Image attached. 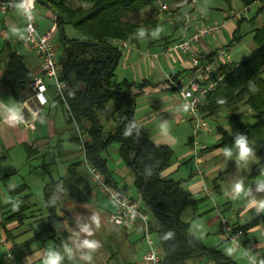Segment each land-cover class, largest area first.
<instances>
[{"label":"trees","instance_id":"obj_1","mask_svg":"<svg viewBox=\"0 0 264 264\" xmlns=\"http://www.w3.org/2000/svg\"><path fill=\"white\" fill-rule=\"evenodd\" d=\"M170 1L36 0L55 16L56 32L60 35L64 51L58 77L66 84V90L64 98L57 97L56 101L66 113L67 127L75 132L74 142L78 146L84 142L85 160L96 167L110 184V172L103 155L110 147L118 145L119 156L133 170L134 186L152 214L153 232L162 249V264H189L199 257H207L216 264H236L222 251L206 247L191 234L190 225L183 221L185 211L193 205L190 193L182 181L162 177L172 163L173 151L168 146L154 144L134 119L138 95L135 90L142 91L145 85L137 86L116 79V70L123 56L118 44L125 42L137 46L142 30L152 29L158 23L157 18L151 17L136 23L126 18L147 8L167 5ZM223 1L230 4V0ZM238 1L245 8L254 4L264 6V0ZM66 26H72L80 37L67 38L64 34ZM253 42L256 48L248 57L237 65L227 63L222 66V80L201 109L207 118L216 115L223 107L232 112L239 132L235 136L224 133L215 148L221 149L224 157L241 162L245 158L240 157L237 141L243 137L250 149L247 156L261 159L252 169L250 179L264 175V24L254 31ZM4 53L3 81L12 97L18 103H24L32 95V74L23 57L11 45H6ZM241 107H247L249 113H240ZM80 164H71L62 178L51 180L44 189L47 199L45 233L54 243V251L49 256L58 254L61 257L59 264H114L117 257L109 245L116 237L111 233V239L105 241L102 236L105 231L120 228L110 223L111 213L107 211L108 224L98 223L97 209L88 204L82 190L86 183L79 172ZM56 189L77 201L78 216L49 202ZM8 193L12 202L9 210L0 215V232L5 234L6 242L12 244V253L9 254L18 260L17 241L26 234L25 224L31 220L28 216L31 195L26 184L9 188ZM261 221H264V214L251 211L248 224L236 229H241L246 235ZM83 222L91 225L87 241L95 242L97 246L107 244L105 261L99 260L98 254L90 249L81 250L84 246L80 244L84 238L81 226L86 225ZM13 224L16 227L9 229Z\"/></svg>","mask_w":264,"mask_h":264},{"label":"crops","instance_id":"obj_2","mask_svg":"<svg viewBox=\"0 0 264 264\" xmlns=\"http://www.w3.org/2000/svg\"><path fill=\"white\" fill-rule=\"evenodd\" d=\"M196 1V6L191 5L189 0H172L166 3L171 10H177L183 13H195V20L188 30V36L204 26H211L222 21H226V25L220 35L202 38L199 43L194 45L193 49L195 51L201 55L209 56L223 45H229V50L232 55L230 64L237 65L255 50L256 46L253 42V38L250 48H245L246 46L243 45L245 42L243 38L246 34H244L243 29L245 28L243 27L248 25L252 27L250 30L253 29V27H257L255 22H257L260 17V13L264 11V6L260 4V7L254 12H251L250 6L247 14L241 15L240 18H233V13H240L245 8L238 0H230V4L221 0L216 5L207 4L206 7L199 5L200 0ZM31 4L35 13L38 3L36 0H31ZM40 6L43 12L41 15L35 14V16L38 21V33L44 34L55 24V16L50 10L42 5ZM160 7L161 6L142 10L147 12L146 18L157 17L158 23L152 29L142 30V38L137 46L129 44L130 48L127 50V56L123 59L121 58L116 70V79L119 82L128 81L137 86L142 84L145 85L142 91L135 90V93L138 95L136 98L134 119L137 125L145 131L154 144L168 146L173 151L172 160L174 162L162 173V177L182 181L183 187L191 195L193 205L190 207L192 209L202 210L204 203L209 202V200L211 201L212 206H214V214L207 219L206 225L208 229L216 227L219 230L218 235L221 237V240L225 241L221 235L219 214L225 215L224 213L228 211L230 213V210H232L234 213L232 222H234L235 227L241 226V222H243V225H246L250 220L251 211L264 214V206H262V204H264V175L259 176L262 178L261 181L257 179L251 181L252 179L250 180L248 176L247 180H249V183L244 185L245 195L242 197L240 196V198L238 197V193L235 192L234 196L231 198L232 201H228L229 206L227 208H222V206L217 204L220 198L217 197L216 200L215 195L220 196V194L226 193L225 190L227 188L234 187L240 182H238L239 180L237 181L236 174L233 170L234 174L230 177L229 174L227 176V173H229L228 169H223V167L228 158L224 157L221 149L215 147L207 149L205 147L196 158L197 155H195L193 151L190 140L192 128L186 110L180 96L171 86V82L174 81L175 78L191 68V61L189 55L182 52L170 56L163 55L167 48L178 43L184 37L185 31L181 27L165 30L164 26H160L162 20L160 18L161 16H158ZM129 16H132V14ZM0 20V53H2L0 63V171L13 169L16 165L18 166L20 161H23L21 162L22 164L28 161L30 158L29 156L38 155L40 158V165L35 166L31 171L41 170V172H45L46 158L51 154V159L55 162H51L50 164L55 174L48 173V176L51 174L49 176L50 179L57 181L65 175L67 168L71 164L80 162L79 172L86 183L82 187V190L88 198V204L97 209L95 215L98 217L97 220L100 221L98 223L100 225H107V217L105 211H102L99 206L100 202L97 194H100V196L104 195L92 183L87 167L82 163V155L78 153V145L73 140L75 132L67 127L66 113L56 101L57 91L56 87H54L55 85L46 82L47 91L44 96L47 100V104L42 108L41 114L36 117L33 112L39 108V105L34 94L32 93L31 97L26 102L18 103L12 97L8 87L4 83L3 70L6 61L4 49L7 44L11 45L12 49L23 57L25 64L32 74V80L42 75V61L24 42L25 21L22 16L21 8H16L8 15H0ZM129 22L136 23L139 21ZM263 24L264 20L258 22L259 27L252 30L253 37L254 31ZM245 31L249 32V29H245ZM154 33H156V35H154ZM57 37L60 39L59 33L55 32L52 42ZM221 43L222 46L220 45ZM141 53H147L151 56L158 55V58H143ZM234 57H237V60H235ZM120 64H122L124 70H126L124 72L131 73L129 74L131 75L130 78H125L123 80L118 79L117 71ZM12 112H15L21 117L19 122H10L9 116ZM221 136V134L217 136L218 140H220ZM110 149L111 147L104 153L103 157L106 160L113 186L124 192H126L125 189H129L130 192L126 193L132 197L138 196L140 192L137 191L134 186L135 174L133 170L120 158L119 147L112 149V151ZM235 160L237 165H240L244 161L239 162L238 159ZM56 162L57 165L55 164ZM186 164H189L191 169V176L187 181L182 178L185 169L189 168L188 166L187 168L183 167V165ZM257 164H255L253 168ZM198 171L201 172L202 176L198 175ZM178 175H180V177ZM211 181L214 183L215 190L216 187L218 189L216 190V194L211 190V198H207L203 194L202 189L204 183L211 186ZM23 184L29 187L30 193V186L27 183ZM14 187L18 186L10 185L7 189ZM50 203L59 206L62 211H71L73 216L79 215V205L77 201L70 199L58 189L50 195ZM9 204L10 203L7 205ZM215 206L217 208H215ZM112 211L113 207L110 203V209L107 212L111 213ZM29 218L33 224H30L31 226L26 230V234L17 241L20 252L17 263L45 264L48 256L54 251V243L48 239L45 233V217L41 218L43 227H39L38 231L40 233L35 230L36 224H38L36 220L37 217L30 216ZM196 218L194 214L186 216L184 213L183 215V221L190 225V232L191 225ZM15 227L16 225L13 224L9 229H14ZM62 227L65 228L63 225ZM111 233L114 234L116 237L115 239H111ZM191 234L197 238L194 230ZM260 236L261 240H259ZM5 238V234L0 232V243L3 244L2 248L6 251V259V255L12 253V244L6 242ZM102 239L105 241L111 239L112 241L109 247L113 248L117 257L114 264H144L143 255L146 251V247L142 239L140 225H134L127 229L126 232L120 229H112L108 232L105 231ZM156 241L158 242L157 236ZM211 243L213 245L212 241ZM234 245L239 249V252L243 254L245 264H248L246 260L247 253H259L262 255L260 264H264V221H261L258 226L247 232L242 247L239 244ZM206 247L210 248L212 246L210 243H207ZM219 248L226 257L236 264L239 263V259L237 258L238 253H234L226 246H220ZM86 249L96 252L99 260H106V252L108 249L106 243L100 244L94 248V250L86 246H83L81 250L85 251ZM189 264L216 263L207 257H199L192 260Z\"/></svg>","mask_w":264,"mask_h":264},{"label":"built area","instance_id":"obj_3","mask_svg":"<svg viewBox=\"0 0 264 264\" xmlns=\"http://www.w3.org/2000/svg\"><path fill=\"white\" fill-rule=\"evenodd\" d=\"M21 2L22 0H0V15L10 14L19 7ZM189 3L196 6L197 1L189 0ZM21 10L25 21L24 42L42 61V75L35 77L30 83V90L39 105V108L34 110L33 113L38 117L42 112V108L47 104L44 96L47 91L46 82L55 85L56 95L61 98H64L66 84L60 81L58 77L60 63L57 62V53L52 42L53 35L56 32V25H52L44 34H39L38 21L32 4L29 3L27 5V12L23 8ZM248 11V8H244L242 12L233 13L232 16L233 18H240L241 15L247 14ZM160 12L165 14L164 21L172 27H181L185 31L184 37L178 43L167 48L163 55L170 56L182 52L188 54L191 61V68L172 81L171 86L180 96L186 110L192 128V147L197 158L204 149L198 142L199 135H211L213 132V128L209 125L207 117L202 113L201 109L207 105L209 96L216 91L218 84L222 80L221 68L224 64L232 61V55L227 46L218 48L209 56L201 55L193 47L206 36L216 37L220 35L225 28L226 21L211 26H204L188 36V30L195 20L194 12L181 13L173 11L167 5L161 6ZM118 45L122 50L130 48L128 43L125 42ZM141 56L151 59L158 58V55L151 56L147 53H141ZM79 148L92 183L109 200L113 207L109 218L110 223L126 230L134 225H140L142 239L146 247L143 255L144 264H162V249L160 244L154 240L152 214L144 206L142 194L132 197L108 183L102 173L85 160L83 141H81ZM198 175L202 176L200 171H198ZM202 192L207 198H211L212 191L206 183H204ZM215 208L217 207L215 206ZM219 219L223 239L232 244H239L240 239L245 236L244 232L241 229H236L231 220L227 219L223 214H219ZM261 258L262 255L259 253L246 254L248 264H260ZM6 261L8 264H15L16 259L12 254H8Z\"/></svg>","mask_w":264,"mask_h":264},{"label":"rangeland","instance_id":"obj_4","mask_svg":"<svg viewBox=\"0 0 264 264\" xmlns=\"http://www.w3.org/2000/svg\"><path fill=\"white\" fill-rule=\"evenodd\" d=\"M220 1L221 0H200L199 5H203L206 7L207 4L208 5H214V4L216 5ZM259 7H260V4H254L250 7V10H251V12H254ZM148 9H150V8H148ZM42 12L43 11H42L41 6L39 4H37L35 14L41 15ZM181 13H183V12H181ZM184 13H187V12H184ZM158 14H159L158 16L159 17L161 16L160 18L162 19L160 22V26H164L165 30L173 29V27L169 23H167L166 21L163 20L165 14L161 13V12H159ZM260 14H259L260 17L258 18L257 22H255V24H257V27H259L258 22L261 20H264V11ZM146 16H147L146 11H139V12L132 14V16H128V18H126V19L128 21H136V20L140 21V20L146 18ZM257 27H253V29H251V30H250V28H252V27H250L248 25H245L243 27L245 29H249V32L245 31V29H243L244 34L246 33L244 35V38H243V41H245L243 43V45L246 46L245 48H250L251 43H252V38H253L252 30H254ZM64 34L69 39H75V38L80 37L79 34L74 30V28L72 26H66L64 28ZM53 45H54V48H55L56 53H57V62L61 64L62 61L64 60V51H63V47L60 43V39L58 37L53 40ZM220 45L222 46V43ZM223 46H226V45H223ZM127 53H128L127 50H123L122 59L127 56ZM4 56H6V55L4 54ZM234 58H235V60H237L236 59L237 57H234ZM124 71H126V70H124L123 65L120 64V67L117 71V77L119 80H123L125 78L131 77V75H129L131 73L124 72ZM239 112L243 113V114L249 113L247 107H241ZM207 120H208L209 125L213 128V132L211 133V135H205V134L199 135L198 142L200 143V145L203 148L206 147L207 149H212V148L216 147L219 144V140L217 138V136L219 134L223 135L224 133H226L229 136H235L239 132L238 131L239 130L238 125H237V122L234 118V115L226 107L221 108L220 111L216 115L207 118ZM190 140H192V132H191ZM117 147H118V145H113L110 150L112 151V149H116ZM78 153H80V155H81V150H80L79 146H78ZM51 157L52 156L50 154L46 158V162H45L46 171L45 172H41V170L31 171L32 169H34L35 166L40 165V160H39L40 158L38 155H34V156L30 157L28 159V161H26L25 163L21 164V162H23V161H20L18 163V166L16 165L15 167H13V169L0 171V215L2 213L6 212L7 210H9V207H8L9 205H7V204L12 202V199L8 193V189H7L8 186H10V185L11 186H19L23 183H27L30 186V194H31L30 200L28 201V204L30 205L28 216L29 217L30 216L37 217L36 220H37L39 225L36 224L37 226L35 227V230L37 232H39L38 231L39 227H41V228L43 227L41 218L46 217V212H47V199L44 195V187L47 184H49L51 181V179L49 177L51 174L48 176V173H53V171H54V169L50 163L55 162V161L52 160ZM260 160L261 159L259 157L249 155V156L245 157L244 161L240 165H237L235 159H226L223 169H225V168L228 169L229 173H227V176L229 174V177L231 175H233L234 173L236 174V179H237V181L239 180L238 181V182H240L239 184L242 185V190L237 192L236 187H235L237 185L236 184L234 187L232 186L231 188H227L225 190L226 193L220 194V196H218V195L216 196L215 195L216 194L215 186H214V183L211 181L212 185L209 187L215 193V194H213V195H215V199L217 200V197L220 198V200L217 202L218 205L222 206V208L223 207L227 208L229 206L228 201H230V202L232 201L231 198L234 196L235 192L238 193V197H240V196L242 197L243 195H245L244 185L245 184L247 185L249 183V180H247V177L251 173L253 166L255 164L259 163ZM173 162L174 161L172 160V163ZM185 162H187V161H185ZM55 164L57 165V162ZM187 166L189 167V164L183 165L184 168H187ZM232 170L234 171V173ZM54 174L55 173H53V175ZM180 175H178V176L180 177ZM190 176H191V169L189 167L188 169H185L182 178L187 181L190 178ZM253 179H257L258 181H261L262 178L258 176V178L256 177V178H252V180L251 179L250 180L254 181ZM226 183H228V182H226ZM125 190H126V192H130L129 189H125ZM97 195H98V200L100 202L99 206H100L101 210L102 211H108L110 209V203L108 202L107 198L105 196H100V194H97ZM49 202H50V200H49ZM213 207L214 206H212L211 201L209 200V202L204 203L202 210L201 209H192L191 207H189L185 211L186 216L194 214L197 217L191 225V232L194 230L196 233L197 239L199 241H202V243L205 246L207 243L208 244L210 243L212 246V247H210V249L220 250V248H219L220 246H226L228 249H230L234 253H238L237 258L239 259L238 260L239 263L238 262L237 263L238 264H242V263L245 264L244 259H243V254L239 252V249L236 248L234 244H232L231 242L221 240V237L218 235L219 230L216 227H214L212 229H208V227L206 225V221L212 214H214ZM224 214H225L224 216L227 219L231 220V222H232V216L234 215L232 210H230V213L228 211ZM83 223H85V222H83ZM29 224H32L30 220H28L27 223L25 224V228H24L25 231L30 227ZM85 224L86 225L81 226L82 230L84 231V233L82 232L81 236L82 237L84 236V238L82 241L80 240V244H84V242L88 240L89 233L91 231L90 230L91 225L88 226L87 222ZM232 224L234 225V222H232ZM246 225H243V222H241L242 227H244ZM24 230H22V231H24ZM218 237H220V238H218ZM154 240L156 241L155 234H154ZM244 240H245V236L243 238H241L239 241V245L241 247L244 244ZM259 240H261V236L259 237ZM211 241L213 242V245H212ZM2 245L3 244H1L0 246H2ZM5 252H6L5 249L1 247L0 248V260H1L2 264H8L6 259H5V254H6ZM17 262H18V260L16 259L15 264H18Z\"/></svg>","mask_w":264,"mask_h":264},{"label":"clouds","instance_id":"obj_5","mask_svg":"<svg viewBox=\"0 0 264 264\" xmlns=\"http://www.w3.org/2000/svg\"><path fill=\"white\" fill-rule=\"evenodd\" d=\"M29 3H31V0H22L19 7L25 9V11L27 12V5ZM157 31H159V30H157ZM154 35H156V33H154ZM20 119H21V117H19L15 112H12L9 116L10 122H13V121L19 122ZM237 144H238L239 149H240V157L243 159L249 154L250 149L247 147L245 139L243 137L237 141ZM235 187H236L237 192L242 190V185H240V184H237ZM262 206H264V204H262ZM84 246H86L88 248H92V249L97 247L95 242H89V241H85ZM60 259H61V257L58 254L57 255H51L45 261V264H59Z\"/></svg>","mask_w":264,"mask_h":264}]
</instances>
